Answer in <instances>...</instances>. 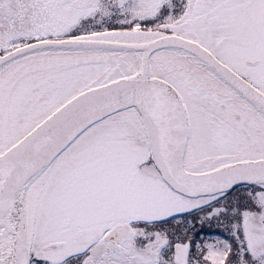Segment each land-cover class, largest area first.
Segmentation results:
<instances>
[{"label":"snow or ice","instance_id":"snow-or-ice-1","mask_svg":"<svg viewBox=\"0 0 264 264\" xmlns=\"http://www.w3.org/2000/svg\"><path fill=\"white\" fill-rule=\"evenodd\" d=\"M0 264H264V0H0Z\"/></svg>","mask_w":264,"mask_h":264}]
</instances>
